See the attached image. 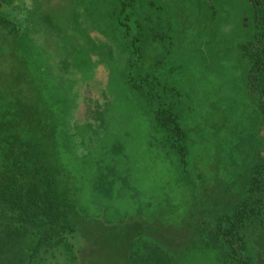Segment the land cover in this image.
Wrapping results in <instances>:
<instances>
[{"label":"rangeland","instance_id":"1","mask_svg":"<svg viewBox=\"0 0 264 264\" xmlns=\"http://www.w3.org/2000/svg\"><path fill=\"white\" fill-rule=\"evenodd\" d=\"M151 1L162 7L154 16L171 22L176 39L169 47L151 40L141 70L172 52L170 62L159 66L171 67L169 77L161 75L169 82L181 72L174 111L187 131L192 172H179L143 104L128 90L124 41L119 52L104 18L90 19L95 9L79 5L86 0L73 1L79 16L70 13V0H43L57 5V13L39 10L37 0H23L13 8L21 34L12 38L0 31V105L6 103L12 118L48 114L47 124L56 128L50 138L58 197L69 200L78 215L71 216L74 231L67 235L75 264H129L130 251L143 242L168 252L172 264H216V252L199 244L200 231L232 211L244 191L238 176L256 157L259 121L236 50L249 30L244 0ZM112 3L100 0L98 12L111 17ZM164 22H155V28H164ZM76 97L81 112L85 100L88 113L80 119L89 124L77 132L90 137L77 150L63 141L72 114L62 107L65 99L73 108ZM77 115L73 120L79 122ZM184 221L186 228L178 227ZM244 230L251 264H264V220ZM27 235L17 239L18 250L30 243ZM65 257L60 249L42 264H68Z\"/></svg>","mask_w":264,"mask_h":264},{"label":"trees","instance_id":"2","mask_svg":"<svg viewBox=\"0 0 264 264\" xmlns=\"http://www.w3.org/2000/svg\"><path fill=\"white\" fill-rule=\"evenodd\" d=\"M22 1L0 0V31L7 37L16 38L22 32L13 11L18 2L23 5ZM70 1L72 16L81 15L79 5L91 4L95 11L91 13L90 19L97 15L104 18L101 22L112 31L113 36L109 39L119 52L124 41L129 63L124 68L123 79L128 90L143 104L150 125L159 134L166 150L174 156L179 172L186 173L187 169L192 172L187 131L174 111L176 102L173 98L179 95L175 83L181 72H176L172 76H176L174 80L169 82L161 75L169 77L171 67L161 70L159 66L170 62L172 52L159 54L151 61L148 70H141L145 62V48L151 40H164L169 47L173 37L174 42L176 39L171 22L161 19L159 15L154 16L156 10L160 12L162 7L154 6L151 0H112L113 6L109 11L111 17L107 18L105 13L100 14L97 10L100 0H86L79 5H76L77 1ZM36 3L39 10L43 7V10L58 12L57 5H50L49 2L48 5L43 0H37ZM161 3L168 5L166 0ZM244 4L248 8L249 30H245L244 40L236 45V50L243 67L245 91L258 117L260 142L256 157L238 176L244 190L242 197L233 205L231 212L218 215L212 226L204 224L200 231L199 244L216 252V264H251V251L247 246L244 227L250 222L264 220V0H244ZM41 19L45 20L46 16H41ZM159 20L167 21L164 22V28H155V22ZM33 25L35 27V22ZM44 29L49 30V27L45 26ZM53 32L50 30L49 34ZM72 93L76 96V91ZM78 97L74 99L73 108L67 106L68 101L65 99L62 102L63 112L72 114L66 118V140L63 141L76 150L89 144L90 139L77 132L78 126L84 130L89 127L87 122L80 119L81 115L85 118L84 114L88 112L85 100L83 112L81 107L78 110ZM4 105L6 103L0 105V111ZM10 112V108L0 112V264H42L44 258L60 249L68 264H75L67 235L74 231L71 216L78 215L69 200L58 197L59 171L51 155L54 153L52 148L55 147V141L50 138V133L56 128L47 124L48 114L43 116L39 112L18 119L12 118ZM75 114H78L79 122L73 120ZM197 179L202 178L198 175ZM186 226V221L178 225L181 228ZM23 235H27L26 240L30 243L24 245L21 251L16 241H22ZM129 264H172V258L159 246L143 242L130 251Z\"/></svg>","mask_w":264,"mask_h":264}]
</instances>
